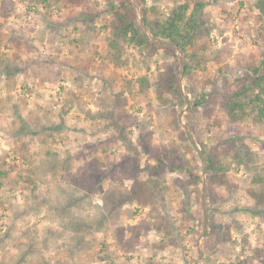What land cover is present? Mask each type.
<instances>
[{"label":"rangeland","instance_id":"374dc122","mask_svg":"<svg viewBox=\"0 0 264 264\" xmlns=\"http://www.w3.org/2000/svg\"><path fill=\"white\" fill-rule=\"evenodd\" d=\"M132 1L146 9L156 26L175 5L189 0ZM200 1L209 34L193 49L207 63L190 81L153 38V45L124 43L115 61L105 39L110 8L118 0H86L82 6L67 0H0V264L17 253L27 232L35 242L52 228L71 243V232L53 222L45 206L31 205L33 190L39 194L55 180L66 182L87 164L107 170L125 156H135L141 169L130 163L133 176L123 177L115 169L104 177L103 189L91 194L84 211L97 213L94 204L103 205V198L109 203L114 188L140 186V199L113 211L69 258L68 251L40 246L24 264L62 259L66 264H262L255 249L264 246V219L247 190L257 188L255 176L264 177V122L244 119L242 125L250 131L247 162L227 159L226 174L233 185L215 186L217 201L212 202L201 153L210 134L201 143L190 136L189 125L201 118L188 108V88L211 90L206 80L216 76L217 55L222 64L258 61L264 52V23L251 0ZM141 17L139 12V22ZM33 68L40 69L41 77ZM170 68L185 98L179 105L166 93L157 97V83ZM236 72L232 68L228 78ZM222 110L217 101L218 117L224 116ZM105 111L112 114H99ZM127 140L139 155L127 151ZM48 152L59 162L66 160L67 170L63 163L54 175L41 168ZM155 154L164 167L151 175L142 168L157 164ZM211 227L227 240L213 239Z\"/></svg>","mask_w":264,"mask_h":264},{"label":"trees","instance_id":"16d2710c","mask_svg":"<svg viewBox=\"0 0 264 264\" xmlns=\"http://www.w3.org/2000/svg\"><path fill=\"white\" fill-rule=\"evenodd\" d=\"M67 1L74 6H82L86 2V0ZM251 1L259 12L257 14L258 19L264 23V0ZM141 4L143 5V3ZM203 5L204 3L200 0L179 3L171 9L162 22L153 26L147 18L146 9L139 8L138 4L132 0H118L117 4L110 8V32L105 39L107 48L113 53L115 61H119L124 43L138 47L153 45L151 42V38H153L166 47L171 58L179 62L181 73L192 81V74L198 70H203L207 63L205 56L199 55L193 49L197 40L203 39L209 34V28H207L206 21L202 16ZM139 12L142 13L141 22H139ZM97 14L98 12L94 14V17ZM177 51L181 52L182 55L177 54ZM215 59L220 65L216 76L211 80H206L212 86L211 90L209 92L199 91L194 85L188 88L192 94V98L188 100V108L192 112H199L201 118L200 123L195 122L189 125L190 136L201 143L204 136L207 133L210 134V144L206 148L204 147L201 153L207 175L206 186L210 192L209 200L212 202L216 200V195L213 194L215 186L230 187L233 185L226 174L227 159L237 164L247 162L245 159L249 155L250 148L245 143V139L249 136L250 131L242 125L244 119L249 116L253 122H264V52L261 53L258 61L251 59L246 61L245 66H240V63L232 64V62L222 64L218 55ZM232 68L237 72L234 78L230 80L228 75ZM39 71L40 69L33 68V73L37 77H41L42 72ZM175 77V71L171 68L161 75V79L157 83V97L161 99L164 96L163 93H166L177 99V105H179L183 103L185 98L180 92V87L176 84ZM142 85H144L143 81ZM217 101L223 108L224 116L218 117L215 112ZM99 114L110 116L112 111L100 112ZM202 122H206L207 126L203 127ZM46 128V125L42 124L41 121V129ZM179 137L182 140L188 139L185 136ZM124 146L128 152L139 155L137 147L131 140L125 141ZM155 155L153 158L157 164H147L142 168V170H149L151 175H158L159 170L157 168L162 169L164 167L162 158L158 154ZM48 156L45 162H41V168L54 175L63 162L57 160L56 154L48 152ZM130 163L141 169L135 156H125L123 160L107 170L92 168L90 164H87L79 175L69 174V180L66 182L55 180L39 194L33 190L32 198H30L31 205L35 207L45 206L49 210V218L59 227L71 232V243L68 244L62 240L61 235L52 228L46 230V234L40 240L41 242H34L30 232L27 234L21 232V235L25 233L24 238L27 240L19 242L16 246L17 253L1 264H24L29 259L30 254L40 246L46 249L52 248L56 252H60V249L68 251L70 254L63 255H67L65 258H69L68 256L73 251L75 252L77 247L86 243L84 236L91 231L101 229L113 211H116L126 202L140 199V186L132 185L131 189L127 191H119L114 188L109 190L110 194L113 195H109L107 198L111 204L106 203V198H103V205L94 204L97 213L90 214L89 211H84L91 202V194L97 189H103L102 179L111 176L115 169L123 177L133 176L128 168ZM62 167V169L67 170L66 160ZM252 182L257 185V188L249 187L247 191L253 201L256 213L264 219V177L258 174ZM143 185L145 184L142 183L141 186ZM210 231L213 239L227 240L225 235L217 233L216 228L211 227ZM255 251L257 258L264 264V246L256 248ZM64 263L63 259L57 260V264Z\"/></svg>","mask_w":264,"mask_h":264}]
</instances>
